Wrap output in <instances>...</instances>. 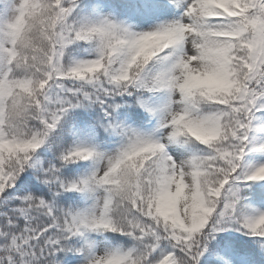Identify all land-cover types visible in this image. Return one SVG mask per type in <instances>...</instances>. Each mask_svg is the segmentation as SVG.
Instances as JSON below:
<instances>
[{"label":"snow or ice","instance_id":"obj_1","mask_svg":"<svg viewBox=\"0 0 264 264\" xmlns=\"http://www.w3.org/2000/svg\"><path fill=\"white\" fill-rule=\"evenodd\" d=\"M0 264H264V0H0Z\"/></svg>","mask_w":264,"mask_h":264}]
</instances>
